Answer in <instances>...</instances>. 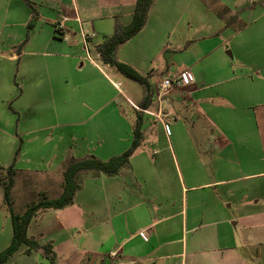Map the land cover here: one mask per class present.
I'll return each instance as SVG.
<instances>
[{
    "label": "crops",
    "instance_id": "obj_1",
    "mask_svg": "<svg viewBox=\"0 0 264 264\" xmlns=\"http://www.w3.org/2000/svg\"><path fill=\"white\" fill-rule=\"evenodd\" d=\"M135 3L0 0V168L8 164L12 149L25 152L26 148L28 158H40L26 169L51 173L45 184L57 192L50 198L58 197L63 170L71 159L107 160L121 154L131 145L139 119L142 133L128 162L116 173L79 172L72 202L59 208L60 220L46 217L42 223L32 217L27 235L41 245L49 244L54 261L41 248L24 253L25 244L20 253L27 258L40 253L42 258H35L38 264H264V58L253 61L250 73H233L227 53L220 52L225 44L221 41L185 64L186 44L170 39L179 30L176 0L152 1L144 26L115 49L119 61L148 78L153 99L143 108L163 116L171 109L169 104L163 107L168 94L182 91L192 99L195 91L215 88V96L224 104L237 106L230 112L244 115L228 117L225 109L218 111L220 106H196L203 123L217 133L201 147L202 161L187 159L181 168L168 144L172 166H162V158L149 157L142 150L148 143L155 155L158 143L142 128L144 115L161 119L132 105L141 106L146 88L137 82L143 95L133 100L134 80L102 62L95 48L113 33L116 23L131 21ZM253 3L249 0L242 12L236 6V15L251 18L256 11L250 7ZM223 4L229 7L224 15H232L233 7ZM61 14L66 17L65 30L56 35L54 21ZM225 23L222 29L229 31L228 41L246 29L233 31L231 23ZM235 46L241 48L243 41ZM213 53L220 55L221 66L207 74L191 69ZM184 71L188 83L158 94L163 77ZM201 79L205 85L199 87ZM231 82L246 88L247 94L234 98L225 86ZM13 83L19 88L16 92ZM25 87L29 96L22 100ZM52 94L53 107L45 102ZM52 109L61 131L58 137L51 134ZM21 110L25 111L22 123ZM36 132H41L38 137ZM245 143L250 144V154ZM165 205L171 206L166 213L160 211ZM3 226V237L12 236L11 222L9 230L6 223ZM74 227L81 233V245L66 247L61 234L69 237L68 230Z\"/></svg>",
    "mask_w": 264,
    "mask_h": 264
},
{
    "label": "rangeland",
    "instance_id": "obj_2",
    "mask_svg": "<svg viewBox=\"0 0 264 264\" xmlns=\"http://www.w3.org/2000/svg\"><path fill=\"white\" fill-rule=\"evenodd\" d=\"M223 2H227L233 7V10L231 9V11H233L232 15H224L228 12L229 7L226 9V5H224ZM247 5L249 6V0H176L175 7H178L179 13L176 12L175 15L178 17L179 30L175 34H171L170 39L173 41L176 39L177 41L179 40L180 43L184 42L183 44H186V56L187 54H189V56L186 59L185 64L189 65L192 63V60L197 59L199 56H203L207 53L205 51H208L213 44L215 46L217 43V45H219V42L225 41V44L221 46L220 52L224 55L227 53L230 70L236 74L250 73L253 67V61L258 59L261 61L264 58V31H261V28H264V0H254V3L250 7L256 8V11L251 18L244 17L245 19H243L241 13L240 15H236V6L241 7L239 9H241L242 12V8H247ZM224 21L226 22L225 24H227V21L231 23V30L233 31H237L236 29H238L239 32V29L245 26L246 29L242 33L239 32L235 39L228 41L226 37L230 33L229 31L226 30V32L222 29ZM217 31H219L218 34H216ZM238 40L243 41V46H241V48L235 46V42ZM187 41L189 42L187 43ZM210 56L206 57L205 60H201L199 63L194 64L191 69L196 73L200 72L204 74L208 71L215 70V67L222 65L223 61L220 59L219 54L213 53V55ZM182 69H184V67H181V70ZM221 76L222 75L218 77ZM228 77L230 76L228 75ZM11 79L12 82L15 81L14 76H12ZM113 79L117 81L120 78ZM16 81L21 83V79L19 78H17ZM131 82L134 84V90L137 94V96L131 97L133 100H137L139 96L143 95V86L135 81ZM203 85H205V82L204 79H201L199 87H202ZM13 86L15 92L19 90L16 84L13 83ZM225 86L231 88L230 94L234 98L238 99L243 94H247L246 88L243 90L242 88L235 86V82L227 83ZM216 94L217 92L215 88H205L190 94L192 95V99L187 97V93L182 91H178L177 93L172 92L165 96L163 99V107L166 109L165 106L169 104L171 109L170 111H167L168 109L164 111V115L161 119L162 121L153 116L144 115L146 127L142 126V128H146L147 134H152L158 138V143L154 145L156 154H152V147L148 146V143H146V146L142 148L143 151H146V155L148 154V156L152 158H154V156H156V158L158 157V159L162 158V166H172L171 161L167 160L169 157V149L167 145L170 144L181 168H184L185 164L183 162L187 159H193L195 157L196 163L201 162L203 158V155L200 152L201 147L210 140V136H214L217 133L216 131H212L210 127L208 128L206 123H203V116H201L196 110V106L201 105L204 107V105H216L217 108H219V106L222 107L218 111L225 109V114L229 115L228 117L240 119L244 116L241 112H230L237 109V106L232 107L228 104H224L219 98H217V96H215ZM28 96L29 92L27 87H25L24 99L22 100L27 99ZM46 97L45 102L47 105L50 104L51 107H53L56 97L54 99L53 94ZM11 105H14L15 107L17 104L11 103ZM167 112H170V114H167ZM20 113L22 123L25 117V111L21 110ZM55 117L56 115L53 110L51 124L54 126H52L51 134L58 137L59 132L61 131L60 128H56L57 126L55 124L57 123V119H55ZM229 130L232 131L233 128H229ZM40 133L36 132L34 136L38 137ZM28 136L29 134L26 135L27 138ZM26 137H23L24 140ZM27 144L28 142L26 141L25 147ZM1 145L2 143L0 142V150ZM52 145L54 144L52 143ZM243 145L249 149L248 152L250 154V144L245 143ZM30 154L31 153H29V155ZM11 156L8 164L3 168H0V181L8 182L10 175L13 177V185L10 192L12 206L15 213L22 215L29 206L37 203L41 199L50 198L57 192L50 189L45 184L48 182L51 173L33 170L29 171L26 169L28 166L37 165L40 161L39 157L28 158L27 149L25 148L24 152L23 148L21 152H19L17 147L12 149ZM205 156H208L207 153ZM158 162L159 161H157V164ZM208 163L209 161L207 160V164ZM11 164H13L12 174H8V167ZM262 167L263 165L261 164L260 168ZM176 182L177 179L174 183ZM3 191V184L0 182V232L5 223L6 230H9V224L11 222L7 205L3 201ZM170 208L171 206L166 207L165 205L160 211L166 213ZM61 215L62 213L59 208H42L36 212L35 217L33 218L37 221L41 220L43 223L46 217L55 216L60 220ZM30 232H28V234ZM61 235L62 237L60 239L64 242V246L80 247L81 244L79 238L81 233L76 230L75 227L68 230L69 237L63 233ZM37 238L39 240L41 239V241H45L40 235H38ZM10 239L11 234L5 238L0 233V251L9 244ZM23 248H25L24 244L19 247L5 264H38V260L35 258L38 259V256L42 258V255L36 252L32 257L27 258L26 255L20 253Z\"/></svg>",
    "mask_w": 264,
    "mask_h": 264
},
{
    "label": "trees",
    "instance_id": "obj_3",
    "mask_svg": "<svg viewBox=\"0 0 264 264\" xmlns=\"http://www.w3.org/2000/svg\"><path fill=\"white\" fill-rule=\"evenodd\" d=\"M152 1L136 0L131 21L128 24L116 23L113 33L95 47L102 62L114 66L123 75L142 84L146 88L145 98L141 102L142 107L148 106L153 99L148 78L138 73L130 65L119 61L115 57V49L119 44L135 35L144 26ZM227 23L229 24L230 22L227 21ZM141 135L139 119L134 129V138L131 145L121 154L115 155L107 160H102L95 156L71 159L63 170V189L61 194L58 197L41 199L37 203L29 206L22 215L15 213L12 206L10 192L13 185V177L10 175L8 182H1L4 189L3 199L10 213L12 236L9 244L0 251V264H4L22 244L26 245L24 253L29 254L33 250L41 248L51 261H54V254L49 244L41 245L27 235V226L32 217L42 208H62L70 204L78 187L77 178L80 171L94 170L105 174L116 173L119 168L128 162L131 154L140 142ZM12 170L13 164L9 165L8 174H12Z\"/></svg>",
    "mask_w": 264,
    "mask_h": 264
},
{
    "label": "built area",
    "instance_id": "obj_4",
    "mask_svg": "<svg viewBox=\"0 0 264 264\" xmlns=\"http://www.w3.org/2000/svg\"><path fill=\"white\" fill-rule=\"evenodd\" d=\"M66 17L64 15H60L58 17V19L56 21H54V32L56 35H62L64 34V30H65V21ZM84 39L86 41V35H83ZM99 55V53H98ZM100 56V55H99ZM189 77L186 71L181 72L179 74H175V75H169V76H165L161 79L159 86H158V94L162 95L165 94L170 88L173 87H180L185 85L186 83H188ZM132 105L143 112L149 113V114H155L157 117H159L160 119H162V114L161 112L159 113H154L152 111H150L148 108H143L139 105L133 104ZM111 255H115L116 251H112L110 252Z\"/></svg>",
    "mask_w": 264,
    "mask_h": 264
}]
</instances>
